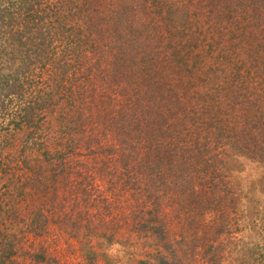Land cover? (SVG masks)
I'll return each mask as SVG.
<instances>
[{
  "label": "trees",
  "instance_id": "obj_1",
  "mask_svg": "<svg viewBox=\"0 0 264 264\" xmlns=\"http://www.w3.org/2000/svg\"><path fill=\"white\" fill-rule=\"evenodd\" d=\"M239 158L264 164V0H0L5 215L127 247L142 230L138 264H179L226 230ZM18 234L0 231V264Z\"/></svg>",
  "mask_w": 264,
  "mask_h": 264
},
{
  "label": "rangeland",
  "instance_id": "obj_2",
  "mask_svg": "<svg viewBox=\"0 0 264 264\" xmlns=\"http://www.w3.org/2000/svg\"><path fill=\"white\" fill-rule=\"evenodd\" d=\"M46 127L43 131L47 145L44 147L50 151L52 141L47 135H53L54 129L51 131L47 128L46 130ZM51 158V156L46 157V155H43L41 163H36V166L40 165V170L47 168V159ZM31 163L28 167H35ZM53 164H55L54 159L49 166H53ZM229 171V174H226L229 180L228 183L235 189L236 198L233 205H230L223 214L217 216V213H215V217L218 220L220 219L219 221L227 222L224 226L226 230L220 235L215 234V240L205 244V247L210 244L206 252L202 248H199V250L196 248L195 254H192L189 247L191 243H181V247L177 250V255L180 258L179 264H215L212 261H215L214 253L216 251L220 255L217 264H264V164L239 158L236 162L231 161ZM11 183L13 184V182ZM22 184V190L25 191L29 188L30 180L23 178ZM9 187L10 191H13L12 185H7L4 178L0 177V209L4 208L5 201L8 199ZM28 209L29 204L26 202L20 216L31 218ZM4 216L7 215L1 210L0 231L4 232L9 230V227L14 226L19 231L18 236H20V248H18L15 255L16 262L12 264H33L31 258L35 259V254L39 255L41 249H45V259L41 262L42 264H138L139 259L148 257L145 254L146 251L156 253L152 250L155 249L154 245H150L154 244V240L145 237L142 230L138 231L137 234L133 231L122 230L123 234L134 236L132 237L135 239L133 240L134 249L133 247H127L126 243H120V245L119 243H111L109 245L99 241H88L86 237L76 239L71 237L70 234L68 235L67 231L61 227L62 224L52 218H49L42 226L33 224L31 227L39 231L34 233L35 230H29L23 224V221L21 223L19 218L14 220V217L12 218L8 214L3 220ZM9 217L11 220H9ZM211 217L212 212L207 213L204 218L207 220ZM222 217L226 220H222ZM16 220L20 222H16ZM207 229L208 227H205L203 231ZM216 229L215 227V231ZM162 253L164 254V250H162ZM211 253H213L214 259L209 262L210 260H207V257ZM148 261L151 264H159L157 257L154 256H149Z\"/></svg>",
  "mask_w": 264,
  "mask_h": 264
}]
</instances>
